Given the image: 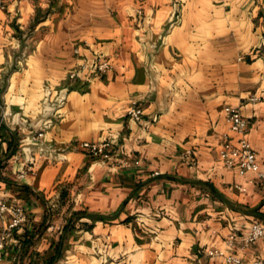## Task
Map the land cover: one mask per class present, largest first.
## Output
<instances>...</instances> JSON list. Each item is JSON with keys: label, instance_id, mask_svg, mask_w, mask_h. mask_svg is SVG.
<instances>
[{"label": "crops", "instance_id": "obj_1", "mask_svg": "<svg viewBox=\"0 0 264 264\" xmlns=\"http://www.w3.org/2000/svg\"><path fill=\"white\" fill-rule=\"evenodd\" d=\"M98 58L109 71L68 79ZM225 106L264 171V0H0V199L27 214L0 264L263 258L264 238L243 241L264 226V181L223 167ZM106 139L121 159L71 148Z\"/></svg>", "mask_w": 264, "mask_h": 264}, {"label": "built area", "instance_id": "obj_2", "mask_svg": "<svg viewBox=\"0 0 264 264\" xmlns=\"http://www.w3.org/2000/svg\"><path fill=\"white\" fill-rule=\"evenodd\" d=\"M110 64L101 59H96L88 67L80 65L68 73V79L72 82H78L82 79V74L87 71V78H83L88 82L91 78L97 77L109 71ZM223 115L228 124L229 132L235 136L234 140L223 137V143L219 151V158L223 167L227 170L237 172L239 175L251 173L256 179L264 181V171H261L257 163L254 150L248 142L247 121L242 116L240 110L235 107L225 106ZM126 119L132 123L140 124L143 119L142 107L138 102L132 101L126 111ZM43 139V133H38L32 137V142L40 145ZM73 150H79L94 161L108 162L115 159H121L123 149L112 140H102L99 142H77L71 145ZM43 153L44 149L39 148ZM51 152H53L51 150ZM190 152H187L189 155ZM48 157H53L49 153ZM34 160L32 159L20 172L19 177L22 178L27 174H32ZM118 166L128 167L129 163L122 159L117 162ZM134 166L139 164V160L131 163ZM27 221V214L23 207L8 203L0 199V262L8 240H10L15 231H17ZM264 238V226L253 224L244 238V245H250L258 239ZM234 236H230L226 241V249H230L233 245ZM222 250H207L205 254L209 257H220L226 264H242L239 256ZM248 264H264V257L257 259Z\"/></svg>", "mask_w": 264, "mask_h": 264}]
</instances>
